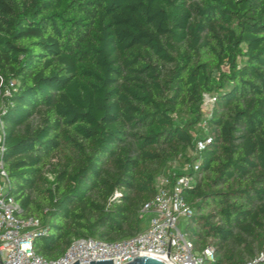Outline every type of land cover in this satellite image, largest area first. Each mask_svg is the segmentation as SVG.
Instances as JSON below:
<instances>
[{
	"label": "trees",
	"instance_id": "trees-1",
	"mask_svg": "<svg viewBox=\"0 0 264 264\" xmlns=\"http://www.w3.org/2000/svg\"><path fill=\"white\" fill-rule=\"evenodd\" d=\"M0 73L8 194L46 229L37 254L139 233L156 179L190 175L200 264H264V0H0Z\"/></svg>",
	"mask_w": 264,
	"mask_h": 264
},
{
	"label": "built area",
	"instance_id": "built-area-1",
	"mask_svg": "<svg viewBox=\"0 0 264 264\" xmlns=\"http://www.w3.org/2000/svg\"><path fill=\"white\" fill-rule=\"evenodd\" d=\"M15 90V81L0 73V264H72L76 260L85 263L90 260L111 259L112 264H126L136 256L161 258L168 264H200L201 256L195 254L193 242L179 226L192 214L183 189L193 183L190 175L173 179L160 176L155 181V192L140 209L149 215L145 228L139 233L118 241L106 242L92 237L74 238L63 254L46 259L32 248L33 238L40 229L39 221L33 216L17 215L18 203L8 194L9 181L4 168V130L1 115L5 99ZM211 98L205 96L206 101ZM209 141L206 137L196 142L201 150ZM208 246L201 254L212 257Z\"/></svg>",
	"mask_w": 264,
	"mask_h": 264
},
{
	"label": "water",
	"instance_id": "water-1",
	"mask_svg": "<svg viewBox=\"0 0 264 264\" xmlns=\"http://www.w3.org/2000/svg\"><path fill=\"white\" fill-rule=\"evenodd\" d=\"M72 264H112L111 259H104V260H90L85 263H80L78 260L73 262ZM126 264H168L161 258L153 257V256H136Z\"/></svg>",
	"mask_w": 264,
	"mask_h": 264
},
{
	"label": "rangeland",
	"instance_id": "rangeland-1",
	"mask_svg": "<svg viewBox=\"0 0 264 264\" xmlns=\"http://www.w3.org/2000/svg\"><path fill=\"white\" fill-rule=\"evenodd\" d=\"M211 102L210 101H206V103L203 105L202 107V112H203V120L202 122L199 124V127L201 129V132H200V135L201 137L203 138L204 136H207V131L205 129V126H204V121L209 117L210 115V112H211ZM170 166L173 168V169H178V165L173 161L170 163ZM142 222L143 224H145L147 222V214H143V218H142ZM184 224H185V221H181L179 223V226L182 230H184ZM146 225V224H145ZM195 254L197 255H200V252L195 250ZM264 257V255H263Z\"/></svg>",
	"mask_w": 264,
	"mask_h": 264
}]
</instances>
